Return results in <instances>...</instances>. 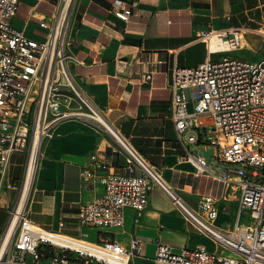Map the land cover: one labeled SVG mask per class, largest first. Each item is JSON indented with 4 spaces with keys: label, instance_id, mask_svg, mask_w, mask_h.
Listing matches in <instances>:
<instances>
[{
    "label": "built area",
    "instance_id": "2783aa9c",
    "mask_svg": "<svg viewBox=\"0 0 264 264\" xmlns=\"http://www.w3.org/2000/svg\"><path fill=\"white\" fill-rule=\"evenodd\" d=\"M70 2L62 0L52 22H41L48 32L40 41L13 23L20 0H0V194L12 154L28 150L30 161L35 143L39 152L60 121L77 117L111 135L115 146L110 149L123 153L126 164L125 174H114L107 171L108 161L97 153L90 155L82 176L100 181L104 190L80 206L82 224L123 229L127 209L136 212L138 221L148 206L151 187L159 186L181 215L218 248L212 251L198 245L176 251L159 242L157 263L264 264V55L257 61L225 57L173 68L171 116L178 138L213 149L212 160L207 162L204 155L185 145L184 158L196 175H209L238 192L236 222L218 227L217 199L203 194L196 208L190 206L163 178L161 168L108 121L73 78L72 67L82 61L70 51ZM114 4L117 17L129 21L136 0ZM214 36L226 45L213 49ZM199 38L208 43L210 53L243 44L233 26L203 30ZM152 78L148 73L144 80L148 83ZM246 213L250 223L242 222ZM143 248L144 242L135 236L126 247L116 239L91 242L37 225L29 216L26 199L14 208L6 230L0 232V264H130Z\"/></svg>",
    "mask_w": 264,
    "mask_h": 264
},
{
    "label": "crops",
    "instance_id": "0c3cea01",
    "mask_svg": "<svg viewBox=\"0 0 264 264\" xmlns=\"http://www.w3.org/2000/svg\"><path fill=\"white\" fill-rule=\"evenodd\" d=\"M115 1L71 0L70 51L82 61L72 67L73 78L108 121L161 168L163 178L190 206L196 208L201 196L210 194L219 207L215 224L233 225L238 217V192L209 175H196L194 166L184 158L186 146L198 154L204 147L179 140L171 116L170 83L175 66L193 67L217 52L210 53L208 43L199 38L203 30L233 26L241 34L242 48L264 47V0H136L127 22L114 13ZM62 4V0H20L13 23L28 37L43 41L48 28L41 22H52ZM148 73L153 78L146 83ZM112 145L111 135L87 120L73 117L60 121L54 136L37 154L25 198L31 220L91 242L116 239L129 247L135 236L144 242V248L130 264L150 259L157 263L159 242L176 251L198 245L215 251L216 242L195 229L159 186L151 187L148 206L138 221L136 212L127 209L123 229L81 223L80 206L104 190L100 181L82 176L90 165V155L97 153L108 161V172L126 173L125 156L113 152ZM28 163V150L11 156L0 194V207L9 214L2 233L22 200Z\"/></svg>",
    "mask_w": 264,
    "mask_h": 264
},
{
    "label": "rangeland",
    "instance_id": "374dc122",
    "mask_svg": "<svg viewBox=\"0 0 264 264\" xmlns=\"http://www.w3.org/2000/svg\"><path fill=\"white\" fill-rule=\"evenodd\" d=\"M264 55V47L261 46H253L248 48H236L231 51H217L213 53L212 59L213 60H222L225 57H233V58H240L250 61H257L262 58ZM189 108L192 109V104H189ZM9 214L7 213L6 209L3 207H0V230H3L8 222ZM242 222L250 223L251 218L250 215L247 213L243 216ZM151 261H144L142 264H157L152 259Z\"/></svg>",
    "mask_w": 264,
    "mask_h": 264
},
{
    "label": "bare ground",
    "instance_id": "6f19581e",
    "mask_svg": "<svg viewBox=\"0 0 264 264\" xmlns=\"http://www.w3.org/2000/svg\"><path fill=\"white\" fill-rule=\"evenodd\" d=\"M213 38H217L218 41H215L213 40ZM212 38V47L215 49L218 47V45H226V44H221L222 41L221 39H219L217 36H214ZM219 43V44H218ZM38 148H39V144L35 143L33 145V149H32V155H31V159L29 161V164H28V168H27V171H26V178H25V186H24V191H23V196H22V200L21 202L23 203L25 198H26V195L27 193L29 192V188L31 186V182H32V179H33V176H34V172H35V167H36V158H37V153H38ZM16 222V220H15ZM14 220L12 222V225L15 223ZM9 237V235H8Z\"/></svg>",
    "mask_w": 264,
    "mask_h": 264
},
{
    "label": "water",
    "instance_id": "95a60500",
    "mask_svg": "<svg viewBox=\"0 0 264 264\" xmlns=\"http://www.w3.org/2000/svg\"><path fill=\"white\" fill-rule=\"evenodd\" d=\"M199 154L204 155L206 160H207V162H210L212 160L213 149L212 148H202L199 151Z\"/></svg>",
    "mask_w": 264,
    "mask_h": 264
}]
</instances>
